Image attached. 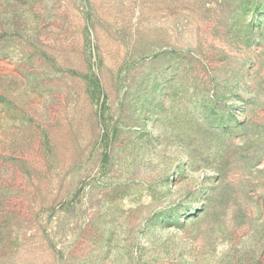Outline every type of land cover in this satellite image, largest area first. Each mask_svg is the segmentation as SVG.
I'll use <instances>...</instances> for the list:
<instances>
[{
    "label": "rangeland",
    "instance_id": "rangeland-1",
    "mask_svg": "<svg viewBox=\"0 0 264 264\" xmlns=\"http://www.w3.org/2000/svg\"><path fill=\"white\" fill-rule=\"evenodd\" d=\"M0 264H264V0H0Z\"/></svg>",
    "mask_w": 264,
    "mask_h": 264
}]
</instances>
